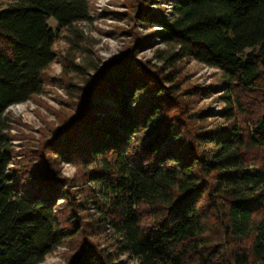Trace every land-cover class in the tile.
Instances as JSON below:
<instances>
[{"label":"trees","instance_id":"16d2710c","mask_svg":"<svg viewBox=\"0 0 264 264\" xmlns=\"http://www.w3.org/2000/svg\"><path fill=\"white\" fill-rule=\"evenodd\" d=\"M151 2L132 13L157 27L144 41L167 46L163 65L128 53L100 67L54 132L53 156L80 164L87 189L63 220L70 179L45 158L14 169L5 112L43 89L58 36L49 20L71 29L90 3L0 0V264H41L85 231L66 264H264V0ZM186 59L217 69V85L185 87ZM216 93L221 111L193 107Z\"/></svg>","mask_w":264,"mask_h":264},{"label":"rangeland","instance_id":"374dc122","mask_svg":"<svg viewBox=\"0 0 264 264\" xmlns=\"http://www.w3.org/2000/svg\"><path fill=\"white\" fill-rule=\"evenodd\" d=\"M1 1L5 6L13 0ZM156 1L159 2L150 3L152 9H168V5L162 0ZM135 2L137 0H89V18L76 23L71 29L59 27L51 18L49 24L58 33L54 45L56 58L44 72L43 89L29 100L11 105L5 112L10 125L14 169L24 172L45 158L62 177L70 179L72 186L69 194L66 198L57 200L58 211L63 220H67L75 202L83 203L87 190L83 182L84 168L80 164L55 158L49 147L55 130L76 113L81 88L87 87L94 80L100 67L112 61L119 62L128 53L144 64L157 67L163 65L157 56V50L166 49L167 46L155 38L144 41L157 27L140 24L134 18L132 5ZM178 65L180 79L185 87L207 88L217 85V69L192 59L183 60ZM157 67L152 68L158 69ZM219 94L197 98L192 105L207 107L215 114L225 105L218 98ZM91 209V213H94L95 210ZM75 211L81 215L82 223H91L89 221L92 217L86 211L83 212L81 207ZM81 235H86V231L66 240L48 254L41 264H66L76 252ZM99 238L102 239V245H106L103 235ZM121 257L126 259L125 255Z\"/></svg>","mask_w":264,"mask_h":264}]
</instances>
